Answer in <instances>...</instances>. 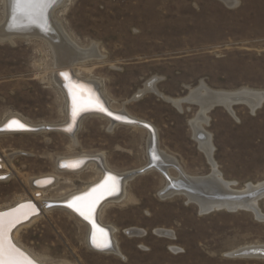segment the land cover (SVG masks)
<instances>
[{"label":"rangeland","instance_id":"rangeland-1","mask_svg":"<svg viewBox=\"0 0 264 264\" xmlns=\"http://www.w3.org/2000/svg\"><path fill=\"white\" fill-rule=\"evenodd\" d=\"M63 3L54 18L78 46L88 49L96 44L104 56L77 66L76 71L82 67L81 77L100 82L112 109L124 108L153 124L161 150L178 159L188 174H210L212 168L189 124L199 111L197 105L185 104L180 112L152 92L139 100L132 97L150 79H158L157 90L173 98L187 96L202 83L214 91H264V0H238L234 7L222 0ZM4 14L0 0V26ZM54 63L53 53L40 39L0 41V124L15 116L34 129L0 136V159L8 167L3 171L0 166V172L13 173L0 180V209L19 199H33L29 180L55 174L58 160L65 156L102 154L109 167L125 173L148 163L147 131L124 125L111 130L109 120L98 115L81 119L77 138L56 130L37 131L38 126L69 120L66 97L53 79ZM234 112L236 116L215 107L206 130L213 137L214 159L224 179L241 190L264 183V103L254 114L243 104L234 106ZM16 152L22 153L10 163L6 155ZM172 174L176 176L175 171ZM66 177L46 194L48 200L95 179L92 169ZM165 181L154 170L135 176L127 184L126 198L103 210L101 218L115 227L124 257L92 251L86 228L58 209L22 227L17 242L48 264H264V258L228 255L264 245V219L247 210L202 214L184 196L161 198ZM258 207L264 215V197ZM129 229L144 230L146 235L129 236ZM156 230L171 231L174 239L158 236Z\"/></svg>","mask_w":264,"mask_h":264},{"label":"bare ground","instance_id":"bare-ground-1","mask_svg":"<svg viewBox=\"0 0 264 264\" xmlns=\"http://www.w3.org/2000/svg\"><path fill=\"white\" fill-rule=\"evenodd\" d=\"M3 1L5 20L0 26V41L14 42L16 39L33 38L44 41L48 46V49L53 53L55 59L54 64L57 71H55L56 73L53 77L54 82L63 91V94L66 97L65 100H67L66 109L68 113L67 117L69 119H67L68 122L66 121L67 123L65 124L55 126L45 125L42 128L38 126V132L56 130L64 133L67 132L68 135L75 138L78 126L81 124L80 121L84 116L86 117V115H98L106 118V120L108 119L111 130L115 126L117 127V125H124L137 127L148 132V163L136 171L126 173L116 171L108 166L102 154L72 155L65 156L58 160V166L56 167L57 172L55 174H45L29 180L28 183L33 193V199H19L16 204L0 209V212H3L20 204L31 203L24 205L25 207H21L14 212L8 213L12 214V216H6V220L19 218V222L7 232V241L10 244L12 243V246L15 249L34 260L36 264H48L41 260L39 256L18 244L17 236L22 227L30 226L32 223L42 218L45 213L48 214L52 210L58 209L70 214L86 228L87 243L92 251L101 254L115 253L124 257L116 242L115 227L107 225L102 220L101 214L109 204L120 203L126 198V187L130 180L135 176L141 175L150 170L162 174L166 179V186H163L164 189H162V191L160 190V197L163 199L174 196H184L188 203L196 204L202 214H207L215 210L234 212L238 210H247L252 212L258 219H264V215L258 207L259 200L264 197V192H261L264 189V183L258 185L248 184L241 190L233 189L232 187L235 183L226 181L219 170L218 164L214 159L215 148L213 137L206 130V127L210 123V118L208 116L209 112L215 107H223L232 116H236L234 106L243 104L249 107L254 114L257 106H260L263 101L262 98L264 97V91L251 89H240L231 92L214 91L201 82V86L198 89H191L187 96L173 98L166 96L157 90L156 84L158 79H150L145 83L143 86L144 88L140 89L134 97H132V100L135 101L139 100L144 94L152 92L163 98L180 112L184 111L183 105L185 104H195L198 106L199 111L196 117L190 120L189 124L192 128L193 138L197 142L199 149L206 156L212 171L207 176L190 175L184 170L183 166L180 165L178 159L161 150L157 136L158 130L153 124L132 116L124 108L119 111L112 109L110 103L102 92L100 82L90 77L86 79L82 78V67L76 71L77 66H85L84 64L90 61H102L104 60V56L101 55L96 44H92L88 49L78 46V44H76L72 38H70L69 34H67L62 28L59 21L54 18V11L58 6L62 5L64 0H46L44 5L31 10L29 15L24 16L18 15L15 0ZM222 1L230 7H234L238 4V0ZM24 33H34L40 36L32 37ZM83 70L91 73V70H85L84 68ZM101 108L103 111L100 110ZM13 118H16V121H18L20 125L24 127L26 125L32 129L33 126L29 122L20 117L11 116L0 124V129H2L0 130V136L34 133L32 132L34 129L26 131L22 130L23 127L19 126H12L9 128L11 131L5 130V125ZM141 124L148 125L152 128V131L148 130ZM37 131L36 133H38ZM20 153L16 152L11 155H6V158L11 163L15 155ZM65 163L69 168L64 166ZM0 166L3 171L8 168L7 162L3 158L0 159ZM88 169H92V174L95 176V179L79 190L69 193L61 192V196L59 195L60 197L58 199L48 200L46 194L51 190H55L62 176H67L66 178L70 179L69 177L81 174ZM172 171L176 172L175 177L173 176ZM106 174H109L108 177H113L114 180H109L103 188L93 192L91 195L84 196L87 197L86 200H81L76 204H73L72 207L64 206L65 203H67V205L72 204L73 201H70L74 196L87 192L90 187L101 182ZM12 176L13 173L10 171L0 172V180L2 181L10 179ZM108 195L111 197L102 201V203L95 208L97 202ZM89 204H94V207L92 208L90 220H86L84 216L80 215V211L77 209L84 211L85 215H87V207ZM27 206L31 207L29 208ZM72 209H76V211ZM95 209L96 213H93ZM38 210L39 214H37ZM94 219H96L99 228L93 227V224L95 225ZM126 233L129 236L136 237L146 235V232L141 229H129ZM156 233L158 236H166L174 239V233L171 231L156 230ZM105 242L110 246L103 247ZM172 250L173 252L179 251L177 248H172ZM251 250H254L255 252H264V245L242 247L228 255L236 258H264V256H254V254H249ZM15 259L19 261L20 264H32L21 254L16 256ZM0 264H4L3 260H0Z\"/></svg>","mask_w":264,"mask_h":264},{"label":"snow or ice","instance_id":"snow-or-ice-1","mask_svg":"<svg viewBox=\"0 0 264 264\" xmlns=\"http://www.w3.org/2000/svg\"><path fill=\"white\" fill-rule=\"evenodd\" d=\"M45 2H46V0H15L17 10H18V15H20V16L29 15L31 13V10L39 8L41 5H44ZM100 110L103 111L102 108ZM115 118H118V117H115ZM12 126L23 127L16 120L10 121L9 124L7 125V127H9V128H11ZM0 130H2V129H0ZM109 180H114V178L109 177L104 182V184L100 185V187L103 188L105 186V184L108 183ZM96 191H97V189H93V192H96ZM89 195H91V194H89ZM86 199H87V197H76L73 200L72 204H69L68 206L72 207L73 204H76L77 202H79L81 200H86ZM22 207H25V206H22ZM27 207L30 208L31 206H27ZM93 207H94V204L88 205V207H87V213L88 214L87 215H85L84 211H81L79 209H77V210L80 211V215L84 216V218L86 220H90V216H91V212H92ZM6 216L10 217V216H12V214L0 215V260H3L4 264H20V262L15 259V257L19 256L20 254L7 241L8 230L11 227L15 226L16 223L19 222V218L6 220ZM93 227H95L94 224H93ZM108 246H110V245H108L107 242H105L103 245V247H108Z\"/></svg>","mask_w":264,"mask_h":264},{"label":"water","instance_id":"water-1","mask_svg":"<svg viewBox=\"0 0 264 264\" xmlns=\"http://www.w3.org/2000/svg\"><path fill=\"white\" fill-rule=\"evenodd\" d=\"M24 34H27L28 36H32V37L40 36V35H36V34H34V33H24ZM262 100H263V101H262L261 105H260V106H257L256 110H257L258 108H260V107L262 106V104L264 103V97L262 98ZM12 120H17V119H16V118H13V119H11L10 121H12ZM114 120H116V119H114ZM10 121H9V122H10ZM9 122H8V123L5 125V127H4V129L7 130V131H11V130L9 129V127H7V125L9 124ZM129 124H130V123H129ZM141 125H142V124H141ZM142 126H144L145 128H147L148 130H151V131H152V128L149 127V126L146 125V124H145V125H142ZM32 129H33V128H32ZM32 129H31L30 127H28V126L25 125V127L23 126V129H22V130L30 131V130H32ZM64 166H65L66 168H69V167H67L66 163H65ZM108 176H109V174H106L101 182H99V183H98L97 185H95V186L90 187L89 190H88L87 192H85V193H83V194H79V195L74 196L70 202H72L76 197H84V196H88L89 194H92V193H93V189L100 190V188H101L100 185L104 184V182L109 178ZM121 180H122V179H121ZM261 192H264V189H263ZM109 197H111V196L108 195V196H105L104 198H102L99 202H97V205H95V208H96V206L98 207V206L102 203V201H104L105 199H107V198H109ZM27 204H31V203H24V204L17 205L16 207L11 208V209H9V210H7V211L0 212V215L8 214V213L14 212V211L18 210L19 208H21L22 206L27 205ZM64 206H65V207H68L67 203H65ZM72 210H74V209H72ZM74 211H76V209H75ZM93 213H96V209H95V211H94ZM37 214H39V210H38ZM94 220H95V221H94V222H95V227L99 228V227H98V224L96 223V219H94ZM99 230H101V229H99ZM102 231H103V230H102ZM8 243H9V242H8ZM11 245H12V243H11ZM16 250H17V249H16ZM17 251H18L19 254H21V255L24 256L27 260H29V262H31L32 264H36V263L34 262V260L30 259V258H29L28 256H26L24 253H22V252L19 251V250H17ZM249 254H254V256H264V252H260V251H256V252H255L254 250H251V251L249 252Z\"/></svg>","mask_w":264,"mask_h":264}]
</instances>
